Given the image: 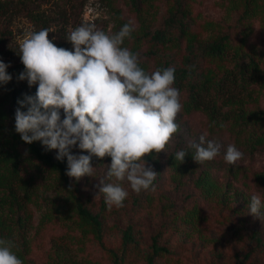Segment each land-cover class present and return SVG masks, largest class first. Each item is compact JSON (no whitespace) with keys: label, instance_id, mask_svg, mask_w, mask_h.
I'll use <instances>...</instances> for the list:
<instances>
[{"label":"rangeland","instance_id":"374dc122","mask_svg":"<svg viewBox=\"0 0 264 264\" xmlns=\"http://www.w3.org/2000/svg\"><path fill=\"white\" fill-rule=\"evenodd\" d=\"M167 9L166 0H157L152 22H160ZM238 12L231 0L194 3L197 18L217 20L224 25L234 23ZM124 20H129L134 27L141 24L128 0H0V60L10 67L22 65L17 54L19 44L32 31L48 28L49 38H54L58 47L71 49L72 44L65 38L76 26L92 24L113 35ZM263 36L260 22L255 20L252 37L258 42ZM122 46L138 53L148 72L157 70V61L147 52V41L134 42L131 38ZM15 79L35 95L36 86L30 88L27 81ZM14 81L4 85L2 91L7 92ZM61 115L63 118V110ZM177 122L179 129L165 151L145 157L154 171L160 168L154 190L150 188L137 194L127 181L120 182L129 192L123 207L110 208L97 187L106 176L110 156L92 157L95 176L86 175L79 181L69 177L68 182L45 165L37 166L35 161L25 163L22 173L34 179L35 187L26 210L22 211L27 221L9 226L15 254L18 256L19 250L24 252L32 264H115L111 250L122 248L124 230L132 225L137 239L128 248L127 264H147L146 255L152 251L153 236L159 231L160 241L173 253L158 256L156 264H239V259L255 245L251 237L253 230L258 229L264 237V217H253L248 210L253 194L264 201V144L253 149L237 145L235 133L227 128L212 129L201 110L178 113ZM201 135L221 144V153L204 164L194 161L185 168H176L173 153L190 142H199ZM229 144L244 154L235 165L223 158ZM72 151L75 155L89 154L78 146ZM204 174L212 178L213 194L197 184ZM76 186L80 198L101 213L102 239L79 216L74 195ZM194 208L203 220L196 225L183 218ZM7 211L8 208L3 212ZM254 249L246 264H264V249Z\"/></svg>","mask_w":264,"mask_h":264},{"label":"clouds","instance_id":"9594fccd","mask_svg":"<svg viewBox=\"0 0 264 264\" xmlns=\"http://www.w3.org/2000/svg\"><path fill=\"white\" fill-rule=\"evenodd\" d=\"M133 31L131 22L113 35L82 23L66 36L72 44L66 49L43 28L26 34L17 53L25 66L18 80L36 86V93L17 101L15 131L27 144L39 141L46 151L57 150L56 159H67L66 175L76 181L95 176L93 156H110L106 176L97 185L110 208L123 207L129 195L120 182L127 181L137 194L154 190L158 173L145 157L165 151L179 129L176 119L182 110L175 67L146 72L139 54L122 46ZM8 67L0 60V84L13 79ZM77 146L89 154H73ZM221 147L204 135L188 145L199 165L214 160ZM187 154L182 149L174 156L183 163ZM243 155L229 144L223 158L235 165ZM248 210L264 217L259 195L250 197ZM14 248L13 241L0 239V264H23Z\"/></svg>","mask_w":264,"mask_h":264},{"label":"trees","instance_id":"16d2710c","mask_svg":"<svg viewBox=\"0 0 264 264\" xmlns=\"http://www.w3.org/2000/svg\"><path fill=\"white\" fill-rule=\"evenodd\" d=\"M128 1L141 24L133 26L135 32L124 43L128 44L131 38L134 42L144 39L149 43L148 54L157 61V69L175 67L174 87L180 90V113L190 114L201 110L212 129L227 128L235 133L237 145L251 149L263 145L264 36L258 42L252 36L255 20H259L264 34V0H231L239 12L235 22L229 25L213 19L197 18L194 13L196 0H166L168 9L158 23L152 22L156 17L154 8L157 0ZM126 23L129 20H124L119 30ZM140 66L148 72L142 62ZM24 68L22 64L7 69L13 77L11 81L15 80L7 92L2 91L4 85L0 84V207L3 208L0 214V239L11 241L12 228L9 226L13 222L23 225L27 221L22 211L26 210L27 200L34 194L35 182L32 177L22 173L24 164L35 161L37 166L45 165L62 180L69 181L66 158L57 160L56 150L46 151L39 141L27 144L15 131V110L19 107L17 101L24 99L25 94L31 95L24 85L16 83L15 78ZM188 145L179 148L188 153L183 163L176 160V152L173 153L172 162L176 168H185L194 162V150ZM156 160L159 161V158ZM159 171L160 168H156L158 175L154 184L159 180ZM197 184L207 193H214L211 188L215 186L210 175H201ZM75 190L80 218L92 225L97 237L102 239L103 219L100 211L91 209L80 198L77 186ZM6 208L8 211L3 212ZM201 217L198 209L194 208L183 218L196 225L203 222ZM160 235L159 231L153 236L152 251L146 255L147 264H156L158 256L173 253L169 246L160 241ZM251 237L255 240L254 248L264 249V237L258 229L253 230ZM136 239L132 225H129L123 233L122 248L111 250L115 264H127L128 248ZM253 247L239 259V264H246L255 252ZM17 253L24 264H32L24 252L19 250Z\"/></svg>","mask_w":264,"mask_h":264}]
</instances>
